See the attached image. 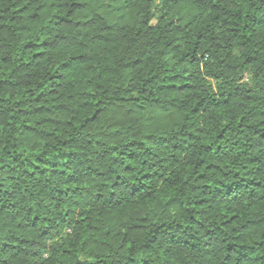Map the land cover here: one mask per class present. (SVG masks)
I'll use <instances>...</instances> for the list:
<instances>
[{"label": "trees", "instance_id": "trees-1", "mask_svg": "<svg viewBox=\"0 0 264 264\" xmlns=\"http://www.w3.org/2000/svg\"><path fill=\"white\" fill-rule=\"evenodd\" d=\"M0 264H264V0H0Z\"/></svg>", "mask_w": 264, "mask_h": 264}]
</instances>
